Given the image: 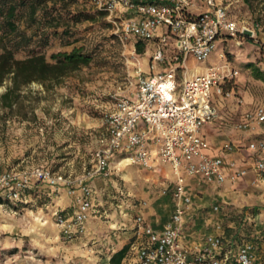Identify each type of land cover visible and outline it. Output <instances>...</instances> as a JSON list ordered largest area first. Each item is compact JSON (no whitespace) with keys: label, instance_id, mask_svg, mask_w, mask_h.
I'll return each instance as SVG.
<instances>
[{"label":"built area","instance_id":"built-area-1","mask_svg":"<svg viewBox=\"0 0 264 264\" xmlns=\"http://www.w3.org/2000/svg\"><path fill=\"white\" fill-rule=\"evenodd\" d=\"M88 1L106 13L122 41L133 40V47L138 41L146 42L151 69L144 72L138 67L134 81H130L132 88L112 95V106L97 137L95 163L87 177L109 175L117 155L128 164L153 171L159 160L175 175V207L164 229L155 230L141 214L134 217L136 235L143 238L136 250L137 264H255L254 247L249 242L240 243L231 253L225 248L223 234L208 235L202 246L192 248L180 237L191 204L187 176L220 184L226 180L233 183L247 173L235 160L210 154V144L201 133L202 127L219 114L215 98L232 96L230 85L238 71L223 59L224 52H219L220 61L203 73H189L187 61L190 57L198 62L208 60L222 37H255L258 24L250 27L230 18L227 6L217 0H203L207 8L198 15L189 13L193 0ZM253 123H264V105L246 110L236 126L243 129ZM248 147L264 153V139H253ZM255 169H264V161L256 160ZM85 177L72 180L41 165L5 170L0 172V201L20 200L34 183L56 188L65 185L73 195L79 187L76 211L69 216L55 212L57 226L71 238L85 231L92 208V188Z\"/></svg>","mask_w":264,"mask_h":264},{"label":"rangeland","instance_id":"rangeland-1","mask_svg":"<svg viewBox=\"0 0 264 264\" xmlns=\"http://www.w3.org/2000/svg\"><path fill=\"white\" fill-rule=\"evenodd\" d=\"M250 1L261 10L256 20H261L264 26V0ZM74 8L90 12L98 10L88 0H80ZM71 30V43L52 38L48 45L41 47L47 59L51 60L53 52L83 46L94 52V60L58 81L29 83L19 91L10 109L0 102V172L41 165L72 180L86 176L87 182V172L95 163L98 130L104 126L105 113L113 103L112 95L128 92L136 69L143 70L148 61L150 50L144 48L138 53L136 45L132 46L133 40L122 41L113 32L106 15L73 24ZM219 51L225 53L223 59L238 71L234 80L241 78L240 87L254 100L252 104L257 103L255 99H264V81L255 78L247 66L254 63L264 69V39L257 35L251 39H228L217 45L210 56L212 62L220 61ZM17 56L22 57L23 53ZM193 63L194 58L190 57L189 64ZM10 83L9 79L4 81L0 94ZM231 87L237 91L236 85ZM239 100L243 101V95ZM217 119L218 116L214 121ZM237 122L233 124L235 129H238ZM112 171L104 177H111ZM255 172L258 177L264 175V169ZM35 184L38 186L30 187L23 199H5L0 209V264H93L96 256L86 253L87 239L82 236L87 232V226L83 233L67 238L55 222L56 211L68 216L76 211L75 196L80 193V188L75 187L73 195L68 193L65 185L56 188L46 183ZM64 189L74 200L60 209L56 204ZM164 189L166 193H163ZM161 193L172 194V189L162 188ZM240 218L244 225L236 235L237 241H258L256 246L264 254V206L240 208L232 213L223 223L224 237L228 221L237 225Z\"/></svg>","mask_w":264,"mask_h":264},{"label":"crops","instance_id":"crops-1","mask_svg":"<svg viewBox=\"0 0 264 264\" xmlns=\"http://www.w3.org/2000/svg\"><path fill=\"white\" fill-rule=\"evenodd\" d=\"M193 1L194 6L189 8L190 14L198 15L206 10L207 5L203 0ZM217 2L227 6L230 18L250 27H253L255 23L258 24L256 35L264 39V26L261 20H256L261 11L256 4L250 0H217ZM228 39L232 38H220L217 45L225 43ZM149 60L150 55L148 61L145 62L144 72L151 69ZM187 64L189 73H203L215 63L209 58L205 62L194 60L193 64H189L188 60ZM241 81L240 78L231 83V86H237V91L231 87V97L215 98L219 110L218 119L206 123L201 133L210 144V154L222 155L225 159L235 160L239 166L247 169V173L233 183L226 180L220 184L206 182L199 176L186 177V188L191 197V204L184 215L180 239L187 247H200L206 236L223 234L225 219L231 217L232 213L240 211V208L242 210L256 205L264 206V175L260 174L258 177L255 172L261 171L255 169V162L258 159L264 161V153L254 152L248 147L251 140L264 139V123H253L243 129L233 127V124L240 120L246 110L256 105H264L261 103L264 99H255L257 103L252 104L254 100L252 101L247 91L240 87L242 86ZM242 95L243 101L240 102L239 97ZM100 131L98 130L99 133ZM97 137L96 142L98 143ZM112 165L111 177L106 178L99 174L87 177L93 196L91 216L86 221L87 232L82 235L87 239L85 250L88 255L96 256L92 260L93 264H110V256L125 244L130 243L123 263L137 264L136 250L143 238L136 235L134 217L141 214L145 223L155 230L164 229L174 210L175 200L172 194H162L161 189L170 188L171 190L175 184V175L168 164L159 160L155 171L128 164L120 160L118 155L114 157ZM37 186L34 183L30 187L36 188ZM28 189L23 192L21 199L26 196ZM73 200L74 197L64 189L60 191L56 205L64 208L71 205ZM3 204L4 200L0 201V209ZM228 222V226L238 227V224ZM133 238L134 240L131 241L130 239ZM225 241V248L231 253L236 251L240 243H251L254 247V263L264 264L261 259H264V254L256 246L258 241H237V237L231 236L225 238Z\"/></svg>","mask_w":264,"mask_h":264},{"label":"trees","instance_id":"trees-1","mask_svg":"<svg viewBox=\"0 0 264 264\" xmlns=\"http://www.w3.org/2000/svg\"><path fill=\"white\" fill-rule=\"evenodd\" d=\"M79 1L0 0V86L6 79L11 82L0 94V102L4 108L10 109L16 102L19 91L29 83L58 81L94 60V52L83 46H73L69 51L53 52L50 55L51 60L41 51V47L48 45L52 38H59L65 44L71 43L69 37L73 33V24L94 21L99 15H106L98 10H74ZM33 43L40 48L33 47ZM145 47V41L136 43L138 53H142ZM20 52L23 53L22 57L17 56ZM247 66L251 68L255 78L264 81V69L254 63H248ZM243 225L242 218L235 230L231 226L225 227V238H235L240 234ZM129 247L130 243H127L115 251L110 256L109 263L124 264Z\"/></svg>","mask_w":264,"mask_h":264}]
</instances>
